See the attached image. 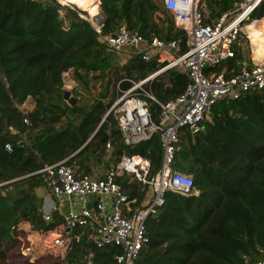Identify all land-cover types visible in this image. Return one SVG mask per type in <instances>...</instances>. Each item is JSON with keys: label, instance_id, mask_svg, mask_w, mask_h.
I'll return each mask as SVG.
<instances>
[{"label": "trees", "instance_id": "1", "mask_svg": "<svg viewBox=\"0 0 264 264\" xmlns=\"http://www.w3.org/2000/svg\"><path fill=\"white\" fill-rule=\"evenodd\" d=\"M239 1L207 0L208 15L216 17ZM58 6L54 0H0V182L15 179L0 187V264H5L22 238L39 239L45 246V241L63 234L58 217L48 223L42 220L37 189L44 180L29 173L66 158L77 173L96 176L107 143L114 164L122 154H138L149 160L152 174L161 160L156 135L127 146L115 132L112 109L102 117L110 106L105 99L116 80L112 75L123 72L139 81L164 63L131 56L116 68L114 54L91 24L71 8L59 16ZM99 8L105 16L104 34L124 24L146 38H180L185 49V32L172 20L164 27L158 13L171 16L153 0H99ZM263 17L264 0L250 20ZM248 35L254 52L263 51L264 20L252 23ZM241 36L246 43L244 29ZM240 44L234 46V57L215 72L222 67L229 76L238 71L244 58ZM67 71L92 96L89 104H82L84 94L76 88L71 89L76 103L69 105L63 99ZM97 78L103 83L95 94L92 82ZM187 82L185 73L171 68L146 87L167 101L182 93ZM129 86L128 81L122 83V89ZM29 97L34 107L23 112L19 106ZM149 107L156 120L158 106L150 101ZM24 118L30 123H24ZM7 143L10 150L5 148ZM172 168L190 175L198 194L165 192L164 203L145 221L146 241L134 264H254L264 258V88L218 100L203 130L191 134L184 129L175 143ZM118 181L135 200L134 207L152 196L149 186L124 184L121 177ZM75 233L79 239L70 241L67 252L40 246L37 259L54 257L64 259L63 264H85V255L92 253L94 264H112L120 253L114 246L97 248L79 229ZM23 249L24 256L31 251L27 246Z\"/></svg>", "mask_w": 264, "mask_h": 264}, {"label": "built area", "instance_id": "2", "mask_svg": "<svg viewBox=\"0 0 264 264\" xmlns=\"http://www.w3.org/2000/svg\"><path fill=\"white\" fill-rule=\"evenodd\" d=\"M261 1L240 0L233 8L207 22L204 0H162V7L170 14L174 26L185 32V49L182 50L180 38L165 40L155 35L146 38L124 24L119 25L114 33L104 34L101 28L105 16L99 10L96 16H89L87 11L81 12L83 10L66 0H54L59 5V16H64L65 8L75 10L91 24L108 51L164 63L162 68L139 81L125 78L130 83L126 89L119 87L120 80L117 99L111 107H117V129L124 145L157 136L161 160L155 172L151 174L147 158L122 154L114 165L96 176L77 173L73 165L66 163V158L29 173L40 175L44 180L46 192L40 203L42 220L48 223L58 217L61 221L63 234L51 239L54 249L67 252L70 241H78L79 234L75 231L79 229L97 248H120L112 264H134L146 241L145 221L164 203L165 192L198 194L191 176L172 168L175 143L184 129L191 134L203 130L218 100L225 97L235 99L241 93L264 88V55L253 63L242 62L238 71L230 76L225 67L219 72L214 70L234 57V46L242 37L241 29L252 23L250 14ZM171 68L185 73L188 82L175 98L161 101L146 89V84ZM67 75L68 71L63 73V88L70 87L71 91L72 86L65 82ZM150 101L159 108L156 120L151 116ZM19 108L27 112L30 106L24 102ZM23 121L30 123L27 118ZM109 146L107 143L106 147ZM5 148L10 150V144L7 143ZM119 177L124 183L139 182L142 186H149L152 196L134 207L135 200L124 190ZM13 180L0 182V187ZM91 257L92 253L85 255V264H94ZM254 264H264V258Z\"/></svg>", "mask_w": 264, "mask_h": 264}, {"label": "rangeland", "instance_id": "3", "mask_svg": "<svg viewBox=\"0 0 264 264\" xmlns=\"http://www.w3.org/2000/svg\"><path fill=\"white\" fill-rule=\"evenodd\" d=\"M155 3H157L159 6H162V0H153ZM98 5V6H97ZM96 5H94V9H98L99 8V3ZM204 5L205 7H207V0H204ZM77 6V5H76ZM97 7V8H96ZM94 13H89L88 12V15L89 16H94L97 12ZM99 11L100 8L98 9ZM87 13V12H86ZM97 15V14H96ZM169 15V14H168ZM161 19L164 20V27L168 26V24L170 23L171 21V18H169L168 16H165L163 14H161ZM169 18V19H168ZM264 20V17L261 18V19H258V20H253L252 23H257L259 20ZM250 24V23H249ZM248 25V24H247ZM245 31L246 28L244 29ZM246 33V38H247V42L245 43L244 41H240V45H241V48L243 47V50H244V57H248L249 55H253V52L251 50V45H250V39H249V36ZM237 46H235L236 48ZM126 59H129V57H126L124 55H121V54H115L114 57H113V63H114V66L118 69H120L121 66L124 65L125 61H127ZM123 69V68H121ZM123 72H121V76H118V77H115L114 75H112V78L116 79L114 81L113 84H111V89L108 93V96L107 98L105 99L106 102H110V106L108 107L107 111L112 107V105L114 104L115 100L117 99V91L119 88H117V84L120 80H122L120 82L119 87L122 88V83L123 82H127L126 80H124L125 78H128L130 80H133L132 78H129L127 77L125 74H122ZM152 73H150L149 75H151ZM155 77V76H154ZM72 81L74 83H72ZM135 81V80H134ZM65 82L67 84V86H72L74 88H76L80 94H84L83 96V99H82V104H89L91 101H92V96L89 95L87 93V91L84 90L83 86L78 84L77 82H75L74 78H73V73L72 72H69L68 71V75L65 79ZM102 79L101 78H97V79H94L93 82H92V85L94 86V91L93 93H98L99 90L101 89L102 87ZM71 87V89H72ZM70 87H64L63 89H69ZM99 89V90H98ZM147 90H150L148 87H146ZM70 90V89H69ZM85 92V93H84ZM119 94V93H118ZM116 109L117 107L114 106L111 110V117L113 120H116V116H117V113H116ZM106 111V112H107ZM103 118V117H102ZM209 119V117L207 118V120ZM106 153L101 157L102 159L99 160V162L97 163V169L96 171H103L104 169H106L108 166H111L114 164V157L111 155V148H107L106 147ZM34 239H31V238H22V240L20 239L19 243L16 244V247L9 253V256H8V259L7 261L5 262V264H63V260L64 259H55L54 257H51V259H37L38 258V254H36L37 251L41 250V247L42 246V241L40 240V242L38 240H35L33 241ZM25 246L29 247L31 249V251L29 252V254H27L26 256L23 255V252H21ZM42 247H46V248H49L51 250H55L52 246H51V239L45 241V246H42ZM24 251V249H23ZM33 256V258H32ZM41 261V262H40Z\"/></svg>", "mask_w": 264, "mask_h": 264}, {"label": "crops", "instance_id": "4", "mask_svg": "<svg viewBox=\"0 0 264 264\" xmlns=\"http://www.w3.org/2000/svg\"><path fill=\"white\" fill-rule=\"evenodd\" d=\"M97 5V4H96ZM205 6V5H204ZM97 8V7H96ZM204 9H205V12H206V21L207 22H212L216 17H210L209 15H208V10H207V8L206 7H204ZM87 11V10H86ZM96 12L98 13V9L96 10ZM101 12V11H100ZM87 13H88V11H87ZM96 13V14H97ZM102 13V12H101ZM96 14L94 15V16H96ZM161 14H159L158 13V17L161 19ZM252 23H250V24H248L247 26H246V30H247V34H248V31H249V27H250V25H251ZM249 36V35H248ZM249 39H250V36H249ZM240 43L238 42V44L236 45V46H238ZM250 45H251V50H252V52H253V55H249L248 57H244L242 60V62H245V61H247V62H249V63H253V61H256L257 60V58H259V57H261V56H263L264 55V50L263 51H259L258 53H255L254 52V45H253V43L251 42V39H250ZM109 52V51H108ZM110 53V52H109ZM244 50H243V55H244ZM112 54H114V53H112ZM115 55V54H114ZM126 60H128V59H126ZM251 61V62H250ZM69 72H71V71H69ZM99 90V89H98ZM25 103L27 104V105H29L30 106V109H29V111L34 107V102H33V100H32V98H27V100L25 101ZM118 134V133H117ZM108 167H110V166H108ZM107 167V168H108ZM106 168V169H107ZM105 171V169L103 170V171H99V172H97V174H99V173H102V172H104ZM46 191H45V188H44V186H40L38 189H37V194L39 195V196H43V194L45 193ZM93 201H95V200H93Z\"/></svg>", "mask_w": 264, "mask_h": 264}, {"label": "bare ground", "instance_id": "5", "mask_svg": "<svg viewBox=\"0 0 264 264\" xmlns=\"http://www.w3.org/2000/svg\"><path fill=\"white\" fill-rule=\"evenodd\" d=\"M69 3L77 5L79 9L87 10L89 13H94L95 3L98 4L97 0H66Z\"/></svg>", "mask_w": 264, "mask_h": 264}, {"label": "water", "instance_id": "6", "mask_svg": "<svg viewBox=\"0 0 264 264\" xmlns=\"http://www.w3.org/2000/svg\"><path fill=\"white\" fill-rule=\"evenodd\" d=\"M98 1V3H99V0H97ZM81 10H83V9H81ZM83 11H86V10H83ZM110 53H112V51H109ZM62 95H63V99L69 104V105H73L74 103H76L77 101H78V98L77 97H75V96H73L72 94H71V91L69 90V89H63V92H62ZM111 110V108L104 114V116H103V118H102V120L105 118V116L109 113V111ZM116 133H118L119 134V130L118 129H116V131H115ZM92 136V135H91ZM90 136V137H91ZM90 137H89V139H90ZM88 139V140H89ZM87 140V141H88ZM86 141V142H87ZM125 184V183H124Z\"/></svg>", "mask_w": 264, "mask_h": 264}]
</instances>
